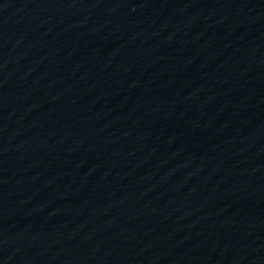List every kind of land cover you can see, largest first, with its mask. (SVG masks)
Masks as SVG:
<instances>
[{"label":"water","instance_id":"obj_1","mask_svg":"<svg viewBox=\"0 0 264 264\" xmlns=\"http://www.w3.org/2000/svg\"><path fill=\"white\" fill-rule=\"evenodd\" d=\"M0 264H264V0H0Z\"/></svg>","mask_w":264,"mask_h":264}]
</instances>
